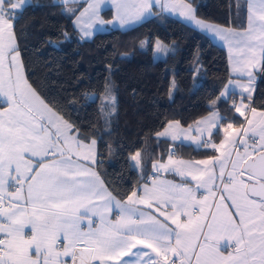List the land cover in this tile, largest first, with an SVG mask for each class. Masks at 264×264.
Returning <instances> with one entry per match:
<instances>
[{
	"label": "snow or ice",
	"instance_id": "obj_1",
	"mask_svg": "<svg viewBox=\"0 0 264 264\" xmlns=\"http://www.w3.org/2000/svg\"><path fill=\"white\" fill-rule=\"evenodd\" d=\"M109 4L121 27L159 6L224 41L233 73L246 79L229 81L235 90L220 96L242 119L224 126L213 110L195 129L168 122L158 137L191 140L218 155L184 161L170 154L153 163L154 171L194 184L147 177L150 183L118 200L90 166L97 164L96 140L28 82L15 22L30 0H0V264H264V110L252 104L256 73L264 75V0H246V17L235 28L200 19L193 0H88L79 15L65 12L82 38L90 37L95 26L111 23L101 16ZM168 51L156 45V52ZM114 111L112 97L105 114ZM218 126L219 143L212 139ZM140 156L130 157L136 168Z\"/></svg>",
	"mask_w": 264,
	"mask_h": 264
},
{
	"label": "trees",
	"instance_id": "obj_2",
	"mask_svg": "<svg viewBox=\"0 0 264 264\" xmlns=\"http://www.w3.org/2000/svg\"><path fill=\"white\" fill-rule=\"evenodd\" d=\"M193 5L199 18L223 27H238L246 17L241 0H193ZM65 9L55 0H31L18 17L15 31L25 75L50 106L80 128L81 135L96 140V170L118 200L146 181L158 148L165 152L161 159L170 151L188 159L215 155L149 139L168 122L194 124L214 106L222 115L221 125L240 120L230 101L219 100L230 78L224 48L164 14L131 30L101 32L84 41L73 26L74 15ZM158 43L167 46V55L156 52ZM112 97L115 111L106 115L104 105ZM252 104L264 110V75H259ZM222 136L219 127L213 140L219 142ZM137 151L141 168L130 159ZM147 152L152 156L148 163Z\"/></svg>",
	"mask_w": 264,
	"mask_h": 264
},
{
	"label": "crops",
	"instance_id": "obj_3",
	"mask_svg": "<svg viewBox=\"0 0 264 264\" xmlns=\"http://www.w3.org/2000/svg\"><path fill=\"white\" fill-rule=\"evenodd\" d=\"M55 1L58 2V3H60L59 0H55ZM241 1L246 5V0H241ZM30 2H31V0H30ZM87 2H88V0H76V2H74V3H69V4H67V5H65V4H64V5H65L66 8H72V9H75V10L78 9V12H77L76 15H79V12L82 11L83 8L87 6ZM61 4H62V3H61ZM18 11H19V10H18ZM153 12L155 13L154 15L146 16L145 19L141 20V21L138 22V23H135V24H132V25H127V26L121 27L120 24H119V22L116 21V19H115V15H116V14H115V8H114L112 5L109 4V5L104 6V7L101 9V16H102V18H103L105 21H110L111 23H106V24H104L103 26H100V25L95 26V28H93V29L90 30V31L92 32V35H91L90 37H84V38H82V35H81V32H80V29L77 28V27H75V26H74V23H73V26H74L75 30L77 31L78 36H79L82 40H84V41H91L97 33H101V32H109V31H111V30H120V31H123V32H124V31H128V30H131V29L135 28L136 26H138V25H140V24L146 22L147 20L151 19L152 17H155V16L158 15V14H164V15H166V16H168V17H171V18L177 19V20H179V21H182L183 23H185V24H187L188 26L192 27V28H193L195 31H197L198 33H200V34H202V35L208 37V38H209L211 41H213L215 44H217V45H219V46H221L222 48L225 49V51L227 52L228 63H229V73H230L229 81L236 80V79H238V78H239V79H242V80H245V79H246V78H244V77H237V75H236L235 73H233V71H232V63H231L230 56H229V51H228V46H227V44H226L224 41L220 40L219 37L214 36V35H212V34H210V33H207V32H204V31H201V30H200L199 28H197L192 22H189V21L184 20L181 16H179L178 13H172V12H168V11H161L160 8H159V6H155L154 9H153ZM246 12H247V11H246ZM106 13H109L111 16H110V17L105 16ZM106 15H107V14H106ZM200 19H201V18H200ZM73 20H74V19H73ZM202 20H203V19H202ZM205 21H206V20H205ZM208 22H209V21H208ZM210 23H212V24H214V25L221 26V25H219V24H215V23H213V22H210ZM226 28H227V27H226ZM259 75H260L259 73H256V81H255V85H254V87H255V92H256V88H257L258 81H259ZM229 81L227 82V84L225 85V87L223 88V90H224L226 87H227L230 91L235 90V89H233V85H231V84L229 83ZM223 90H222V91H223ZM222 91H221V92H222ZM236 91L238 92V90H236ZM255 92H254L253 96L255 95ZM245 95H246V94H245ZM220 97H221V96H220ZM221 98H222V97H221ZM237 99H238V97H237ZM222 100H228V99L222 98ZM228 101H230V100H228ZM230 102H231V101H230ZM231 104H232V103H231ZM4 107H6V105L0 103V110H2ZM213 110L218 111V109H217L215 106L213 107ZM213 110H212V112H213ZM212 112H211V113H212ZM211 113H210L209 115L205 116L204 118H202V119L196 121L194 124H192V125H190V126L185 127V126H182L181 124H180V125H181L182 127H184L185 129H188V128L195 129V128L198 126V122H203V121H205V120L210 119V118H211ZM218 113H219V116H220L221 119H222V115H221V113H220L219 111H218ZM235 114H236V116L239 117V114H238V113L235 112ZM239 118H240V117H239ZM241 119H242V118H240V120H241ZM220 124H221V120H220ZM226 124H227V123H226ZM226 124H225L224 126H226ZM218 128H219V126H218L217 128H215V129H212V139H213V134L217 131ZM222 132H223V131H222ZM191 135L196 136V135H198V133L192 131V132H191ZM222 139H223V136L221 137L220 141H221ZM162 140L168 141L172 146H173V145L185 144V145H190V146L194 147L195 149H206V150H210V151H214V152H215V150H214V149H211V148H202V147H199L195 142H193V141H191V140L179 139V140H176V141H172V140H171L170 138H168V137H158L156 134L151 138V140L149 139V142H150V141H151V142H155V143H157V145H159L160 141H162ZM220 141H219V142H220ZM219 142H217V143H219ZM172 146H171V148H170L171 150L173 149ZM95 152H96V160H97V143H96V146H95ZM162 153L164 154L165 152H162V151L160 150V148H158L157 151H156V153L153 155V158H152V160H151V164H150V166H151V173L149 174L148 177H153V176H155V177H157V178H159V179L169 180V181H172L173 183H178V184H183V183H186V182H190V183L194 184L195 182L191 181L190 178H184V177H181V176H179L178 174H176L175 172H172V171L156 173V172L154 171L153 167H152L153 163H155V162L166 163V162H167V158H168V156H169L170 154L173 156L174 159H179V160H184V161H195V160H202V159H207V158H209V157H205V158H198V159H188V158L181 157V156H179V155H177V154H174L172 151H170L169 154H167L166 157H165L164 159H161V154H162ZM166 153H167V152H166ZM215 155H218V153L215 152ZM151 157H152V156H151ZM151 157H149V153L147 152V153H146V157H145V159L147 160V163H148V161H150V158H151ZM90 166L93 167L94 170L97 172L96 167H95L96 165H90ZM97 173H98V172H97ZM98 174H99V173H98ZM99 176H100V174H99ZM100 178L102 179L101 176H100ZM102 180H103V179H102ZM145 182L150 183L151 181H150V180H147V181H145ZM104 183H105V182H104ZM105 185H106V184H105ZM141 186H142V185H141ZM141 186L139 187V189L141 188ZM106 187H107V185H106ZM107 188H108V187H107ZM108 190H109V189H108ZM109 191H110V190H109ZM110 192H111V191H110ZM200 192L202 193L203 190H200ZM138 194H139V193H138ZM113 196H114V195H113ZM142 210H147V209H142ZM117 214H118V210H116V209L114 208L110 218L115 219L116 216H117ZM95 219H96L97 222H98V218H95ZM25 231H26V233H28V232H30L31 230H30V229H25Z\"/></svg>",
	"mask_w": 264,
	"mask_h": 264
},
{
	"label": "rangeland",
	"instance_id": "obj_4",
	"mask_svg": "<svg viewBox=\"0 0 264 264\" xmlns=\"http://www.w3.org/2000/svg\"><path fill=\"white\" fill-rule=\"evenodd\" d=\"M92 98H94V95L92 96ZM222 98H223V97H222ZM222 98L220 97L219 100H221ZM216 102H217V101H216ZM109 104H110V100L108 99V100H106V103H105L104 107H107ZM214 104H215V103H214Z\"/></svg>",
	"mask_w": 264,
	"mask_h": 264
},
{
	"label": "built area",
	"instance_id": "obj_5",
	"mask_svg": "<svg viewBox=\"0 0 264 264\" xmlns=\"http://www.w3.org/2000/svg\"><path fill=\"white\" fill-rule=\"evenodd\" d=\"M0 235H2V234H0Z\"/></svg>",
	"mask_w": 264,
	"mask_h": 264
}]
</instances>
